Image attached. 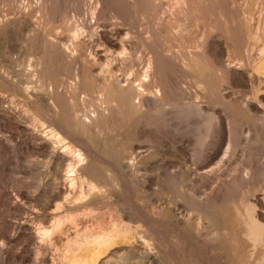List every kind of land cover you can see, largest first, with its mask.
Returning a JSON list of instances; mask_svg holds the SVG:
<instances>
[{
  "label": "bare ground",
  "instance_id": "1",
  "mask_svg": "<svg viewBox=\"0 0 264 264\" xmlns=\"http://www.w3.org/2000/svg\"><path fill=\"white\" fill-rule=\"evenodd\" d=\"M160 1L135 2L131 30L121 33L126 22L117 17H111L109 28L102 27L103 0H84L86 24L74 25L69 46L51 32L43 34L42 56L34 71L44 78L40 88L29 86L31 81L22 73L8 76L0 67V84L13 91L9 97L0 88V151L10 152L15 164L24 150L39 157L35 161L41 177L36 190L43 189L46 198L43 214L33 210L32 217L23 215L15 223L1 216V264L28 260L32 264H163L166 258L169 264H180L181 250L188 251L189 239L207 264H264V185L251 183L252 173L256 174L252 172V145L264 136V114H258L264 108V13L254 22V1L242 0L241 5L234 1L227 15L214 0L215 7L202 18L201 37L189 44L187 38L196 37L201 21L195 0L192 7L187 6L188 0H167L165 7ZM7 25V17L0 12V33ZM86 37L89 48L82 55V70L74 76V83H68L62 76L75 62L82 46L79 39ZM134 41L139 48L137 61L146 56L141 71L131 70ZM254 50L258 51L256 58ZM102 60L106 63L101 73L94 74L93 68L103 64ZM116 62L126 65L124 74L112 73L110 65ZM163 64L183 71L189 87L182 90L166 83L161 75ZM241 85L249 89L238 102L243 122L237 117V104L224 100L229 90ZM198 90L202 103L223 109V120L203 110L200 102H182L184 95L191 94L198 100ZM17 92L37 106L35 112L15 99ZM73 96L79 107L70 100ZM174 117L194 122L192 133L199 151L185 155L180 144L172 145L184 155L177 169L163 177L146 174L152 172L150 160L158 155L152 151L156 145H151L163 130L171 129ZM245 132L247 170L239 180H222L218 168L221 145L227 139V148L239 147ZM212 181L216 183L208 189ZM240 181L252 189L249 186L244 191ZM152 182L159 187L148 197L155 200L153 208L145 205L143 212L125 201H131L137 186ZM17 194L8 203V195L0 189V208L24 214L28 208L22 201L31 197ZM101 200L116 203L107 211ZM81 219L90 225L80 229ZM45 221L49 227H41ZM37 222H41L39 227H35ZM66 226L72 232L65 234L64 250L55 257L54 237L64 234ZM163 226L174 228L186 248L176 250L161 242L156 229ZM154 233L160 248L152 246ZM162 248L167 250L165 255L160 254Z\"/></svg>",
  "mask_w": 264,
  "mask_h": 264
},
{
  "label": "rangeland",
  "instance_id": "2",
  "mask_svg": "<svg viewBox=\"0 0 264 264\" xmlns=\"http://www.w3.org/2000/svg\"><path fill=\"white\" fill-rule=\"evenodd\" d=\"M103 1H104V3H103L104 6L101 5V7H103L102 8L103 9V21L101 23L102 27L107 25L109 28V26H111L110 24L112 23V21L110 22V20H112L111 17H117V18L121 19V22H123V21L126 22V23L123 22V23H125V25L123 27L121 26L122 27V29H121L122 32L120 31L121 33L126 32L128 30H131L132 23H133V15L131 14V9L133 7L132 5L135 2H137L138 0H135V1L134 0H128L129 2L127 0H103ZM131 1H133V2H131ZM213 1L214 0H195V5H196L195 7L197 10H199L198 13L200 14L201 21L199 22L200 28H199L198 34L196 33V37L194 35L193 37L191 36V37L187 38V41L189 44H191L193 38H195V41H196L197 37H201L202 31H204V27L201 24L202 18L204 15L206 16V13H208L211 10V7L212 8L215 7L214 6L215 2H213ZM234 1L237 2V5H241L244 2L242 0H218L217 2H219V7H221V9L223 11H225V13L227 15L228 14L230 15V13H231L230 8L233 6ZM248 1H250V0H248ZM253 1H254V7H253L252 12H254L253 14H255L253 16L256 19H254V18L253 19H254V22H256V20H258V18L260 16V14H262V11L264 13V0H253ZM188 2L189 3L191 2V3L189 4ZM192 2H194V1L188 0L186 3L187 6L192 7L191 6V4H193ZM167 4H168L167 0H161L159 2V5L162 7L167 6ZM230 4H232V5H230ZM128 5H130V7ZM82 10H84V0H43V1L42 0H0V12L5 17H7V20H8L7 28L5 27V29L0 33V61H1L0 67H2V68L4 67L5 70H3V71H5L8 76H12V74H14L15 72L20 73V74L22 73L23 75L21 74V76H23L24 78L28 77V80L31 81V84L29 85L31 87L35 86V88H40V87L44 86V83H45V81L43 80L44 78H41L38 74H36L37 73L36 72L37 71V64H38V62L42 56L41 52L43 50V46H44V42H45L43 34L44 33L48 34L49 32H51V35H53L55 38H57V40H62V41H64V43L67 46H69L71 44V39H70L71 38V32L70 31H72V28H74L77 25H78V27L85 26L84 24H86L84 12ZM111 14H113V16ZM156 21H157V19L153 20L152 22L154 23ZM113 22H116V20H113ZM129 26H130V29H129ZM37 28H38V30H37ZM103 28H107V27H103ZM35 29L38 33L34 32ZM28 33H29V35H28ZM86 38H83L81 40L79 39V42L82 45V46L78 47L77 54L79 56L76 55V59H75L74 64H72V66L69 67L70 69H68V71H65L64 76H62V79L66 80V81L68 80V83H74V81H73L74 76L77 74V72L80 73V71L82 70V65L80 64V62L82 63V61H83L82 58L86 55V50L89 48L88 38L87 39ZM131 47H130L131 53L129 56L130 61L132 62V67H131L132 69L131 70L141 71L142 68L145 66V60L144 59L146 58V56L145 55H143L144 57L142 56L143 57V61H142L143 64H142V62L139 63V61H137V56H139L138 55L139 48L136 46L135 41H134V43L131 42ZM41 48H42V50H41ZM81 50H82V52H81ZM79 52H80V54H79ZM257 53H258L257 50L253 51V55L255 58L257 57ZM82 55H84V56H82ZM103 62L104 61L102 60V63ZM105 63L106 62H104L103 64L99 63V65H96L98 67L95 66V68H93L94 74H100L101 70H102L100 68H102V65H104ZM133 65H134V67H133ZM14 66H16V67H14ZM76 67L77 68L79 67V68L77 69ZM125 68H127L126 65H124V63H121V62H116L115 64L110 65V69L114 75L124 74ZM75 69H76V71H75ZM161 70H162L161 75L163 77L162 79L165 82L167 81L166 83H168L169 85H173V86L179 87V88H181V87L186 88V85L189 87L188 78L184 77L186 75L182 71V73L184 74L183 75L179 68H176L175 66L173 67V65L167 66V65L163 64L161 66ZM34 71L36 73H34ZM29 74L31 77L29 76ZM37 75H38V77H37ZM70 77H71V79H70ZM42 80H43V82H42ZM180 80H181V82H180ZM176 82H178L179 84ZM0 88H2L4 93L6 95H8L9 97L13 94L12 89H10L9 87H5V86L0 84ZM247 89L248 88L246 86L244 87V85L243 86L241 85L240 88L238 86L237 88L233 89V91L231 89V90H229V92L231 93L230 96H229V93L227 95H228V97H230V99L232 101L227 96H226V99H224L227 102V104H237L236 106H237L238 110L237 109L236 110H237V112H239L238 115L240 114L237 117H238V119H240L241 122H243V120H242V114L243 113H240L241 110H240V108H238V107H240L238 102H240V100L243 101V99L246 95L245 93H247L249 91V89L248 90ZM191 91L195 92L194 89H191ZM233 92H235V93H233ZM196 93L198 96L201 94V92L199 90ZM22 95L23 94L21 92H17V96H16L17 98H15V99L21 100L22 102H25L27 105H29V107H31V109H34V111L32 110V112H35L37 109V106H35V104L32 103L31 100L25 99L24 96L22 97ZM200 96H199V99L196 100L192 94H191V96L184 95L182 97V99H183L182 102L183 103H192L195 101L200 102V104H202L203 110L208 111L210 113L211 112L216 113V115L219 116V118L221 120H223L224 116L226 117V114H224V111L220 106H216V107L215 106L214 107L213 106H206L204 103H202L204 101V99L203 100L201 99V101H200ZM237 98H238V100H237ZM227 99L229 101H227ZM70 100L72 102H74V104L77 105V107H79V105L77 104L78 99H75L73 96L70 98ZM236 101H237V103H236ZM262 113L264 114V108H261L259 110L258 114L263 115ZM172 122L173 123H172L171 129L163 130V132H161L162 134H160L161 137H159V138L156 137V139L158 140L157 141L155 139L156 143H155V141H154V144L152 143L154 140L153 139L151 143L147 144L148 146L153 144V145H151L153 147H155V145H156V147L153 149H156L157 151L153 150V149H152V151L158 152V155H155V157L150 160L149 167H151L152 172L149 170L146 172V174L147 173L148 174L153 173L154 176H157L160 174L159 176L163 177L164 175L169 174L168 172L177 169L179 162L183 161L182 159H184L183 154H185V155L191 154L192 151H196V153H197L199 151V148L195 142L196 139L194 137L195 136L194 132L192 133V130H193L192 128H193L194 122L188 121V122L184 123L176 117L173 118ZM245 135L247 136L246 132H245V134L241 135L242 137L239 139L240 140L239 141L240 146L237 148H234V149L230 148V147L227 148L228 142L225 141L227 139H225L223 142V143L226 142L225 144L222 143L221 154H220L219 160H218L219 165H221V166H218V164H217L218 162L215 163V164H217L218 168L221 167L219 169L222 170V177H223L222 180H225V181L233 180V179L240 178L241 175L244 176V170H247V167L245 164H247L246 161L248 159L247 156L244 155L245 151L243 149L244 148L243 145L246 142V139H245L246 137H244ZM252 137L254 138L253 134H252ZM252 137H250L251 144H253L252 143L253 142ZM259 142L260 143H258L255 146H253L254 144L252 145V148H253L252 151H254L253 155H255V156H253V157H255V158H253V161L251 159L252 163H254V164H252V169H253L252 172L255 171L256 174L252 173V172L251 173L255 177V178L254 177L253 178L256 180H253V178H252L253 181L251 180V183H253V184L258 183L259 185L260 184L264 185V136L260 137ZM179 144L182 146V150L184 151L183 154L179 153L175 148H173V146L176 147L175 145H179ZM192 149H194V150H192ZM229 150H230V152H229ZM9 153L10 152H1L0 151V189L5 194L8 195V199H6V202H8V203L14 202V199L17 197L18 192H19V194L22 193L24 195H29L32 198V199L31 198L28 199V201L25 200L26 202L24 200L22 201L24 206L26 205L25 207L28 208V209H26V212L24 214H17L13 211L9 212L6 210V208L5 209L3 207L0 208V218L2 216L5 221L15 223L17 221L20 222L25 217H32L33 214L31 212L33 210L37 211L40 214H43L42 210L44 211L46 209V201H45L46 198L44 196L45 194L42 196V194L44 193L43 189H41V191L39 188H38V190H36L38 187V184L40 182L39 179L41 177L38 170H37L38 168L36 167L37 166L36 161L39 160V157L37 155L33 154L32 152L24 150L21 154L19 163L15 164V162L13 161V159ZM29 153H30V155H29ZM30 165L32 168L30 167ZM187 165L189 166V163H187ZM214 166H216V165H214ZM181 169H180L181 171H184V167H181ZM37 177H38V179H37ZM256 181H257V183H256ZM213 183L209 186L208 189H212V187H214L213 185H215L216 181H214ZM247 184H248V186H247ZM247 184H246V186H244L245 182L243 183L242 181H240L238 183L239 186L241 185L240 188L241 187L244 188V191H246V190L249 191L250 187L252 186V185L250 186V184L248 182H247ZM183 188L180 187V189H182V190H183ZM156 189L158 190L159 187L153 182L151 183V185L149 183L145 187L144 186L140 187V185H139V186H137L136 189H134V193L133 192H132L133 194L131 193V195H130V197H132L131 201L130 200L129 201L125 200V201L130 202V203L132 202L133 205L135 204L134 205L135 208H137V209L140 208L138 210L145 212L148 208V205H149V208H151V207L153 208L155 206V204H154L155 200H149L148 197ZM208 189L204 190V191L208 192ZM251 189H252V187H251ZM135 192H136V194H135ZM166 195L171 197V194L168 195L166 193ZM167 198L168 197H166V199ZM101 201L103 202L104 207H106L105 210H107V211H108L109 205H111V203L113 201L116 203V200H101ZM160 201L166 202V201H170V200H160ZM141 203H143V204L141 205ZM180 204H179V208H180V206L183 205V203H180ZM145 205L147 208L145 207ZM141 206H142V208H141ZM114 211H115L114 212V216H115L116 210H114ZM107 216L109 217V215H107ZM108 217L106 218L107 220H108ZM37 224L40 226L41 222H37L35 224V227H39ZM79 224H80V229L85 227V226L90 225L89 220L87 222V220H84V219H81ZM49 225H50L49 222L45 221L41 224V227L42 226L43 227H49ZM66 227H68V228H66ZM66 227H65L66 229L65 228L63 229V233L65 232L64 234H59L56 237H54V241H55L54 243H55L56 247L58 248V251H52V253H53V255H55V257H56V255H60L59 252L64 250V245L66 243L65 239L67 238V235L71 234V232H72V229L69 228V226H66ZM160 228H157L156 230L161 232V235H160L161 242H163V241L167 242L169 247L171 246V247L175 248L176 250L186 248V246L184 247L183 239L178 237V235L175 233L174 228L168 227V226H163ZM65 234H67V235H65ZM154 235L155 236H153V239H152V246L153 245L155 247L159 246V248H160V245L157 241L158 240L157 237H159V236L156 235V233H154ZM162 236H163V238H161ZM188 241H190V242H187V246L189 247L188 251L184 252L183 251L184 249H183V250H181L182 253L180 252L181 258H182V263H180V264H207L205 262V259L202 256L201 250L198 248L196 249L195 245L192 243V241L190 239ZM16 247H18V246H16ZM165 251H167V250L162 248L160 250V254L165 255L167 253ZM53 255H51L52 258L54 257ZM165 261L168 263L164 262L163 264H169L168 258H166ZM1 263L2 262L0 260V264ZM11 264H32V261L31 260L24 261V262L15 261V263L13 262Z\"/></svg>",
  "mask_w": 264,
  "mask_h": 264
}]
</instances>
